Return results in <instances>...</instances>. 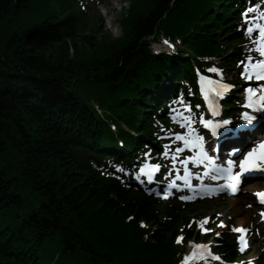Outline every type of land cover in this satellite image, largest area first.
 I'll return each instance as SVG.
<instances>
[{
    "label": "trees",
    "instance_id": "16d2710c",
    "mask_svg": "<svg viewBox=\"0 0 264 264\" xmlns=\"http://www.w3.org/2000/svg\"><path fill=\"white\" fill-rule=\"evenodd\" d=\"M228 1L129 0L114 39L97 36L102 26L84 30L76 0H0V264L173 261L172 232L185 219L100 173L93 157L133 154L142 140L131 130L151 138L153 116L164 120L162 92L191 73L196 57L219 54V33L233 34ZM161 32L183 38L186 52L152 55L147 38ZM13 162L25 177L9 176ZM52 234L61 239L55 254L66 246L68 259L54 263L51 248L48 259ZM66 235L94 243L72 249L77 241Z\"/></svg>",
    "mask_w": 264,
    "mask_h": 264
},
{
    "label": "snow or ice",
    "instance_id": "6c2138e0",
    "mask_svg": "<svg viewBox=\"0 0 264 264\" xmlns=\"http://www.w3.org/2000/svg\"><path fill=\"white\" fill-rule=\"evenodd\" d=\"M249 11H251V9H249ZM245 18L247 19V16L245 14ZM258 28L259 29V38L256 41V43L258 44L257 47V51L259 52L260 56H264V24H254V25H250L247 27V32L248 33H252L253 32V28ZM165 43H168V41H165ZM248 60L251 61L252 57H248ZM253 69V71L256 74V78L260 79L262 77H264V60H259L257 61L254 65H250ZM211 71L216 72L218 71L217 69L213 68L211 69ZM248 72V67H245V73ZM203 79V78H202ZM229 86L227 84H221L220 88L221 89H227ZM249 92H252V89H248ZM217 96L222 95L221 92H217L216 93ZM209 107L213 109V114H216V109L213 107L212 103L209 102ZM245 119L251 123L253 117L248 116L247 113H245ZM203 123H205L206 126H210L211 125V121H204ZM225 124L228 123V121H224ZM188 127L190 128V132L184 136L180 135V134H176V138L178 140H184L185 143V147L188 146H195L196 143H198L200 141V137L196 138V142H193L192 140H190L188 137H190L192 134H194L195 129H191V122H189ZM179 151V149H178ZM256 161H264V142H261L259 145H257V147L252 148V150L250 152H248L245 156L244 159L242 161H240L239 164V169L240 171L233 174L231 179L235 182V181H239L241 179V176L244 172L246 171H252L255 170L256 168H258V164H256ZM233 165V161L229 160L228 161V169L227 171H231V166ZM151 168L152 170H158L159 169V165L156 164H152V165H144L143 167H141L140 171L141 173H144L148 176V179L151 180L152 175L151 172L145 173V168ZM139 178V177H137ZM214 179L216 177H213ZM230 187L233 190H238L237 188V184L236 183H232L230 185ZM202 191H206V192H212V191H218V188H213L212 186H201ZM256 195L261 199V202L264 203V192H258L256 193ZM192 197H188V196H183L181 197V199L183 200H188L191 199ZM262 218H264V213L261 214ZM207 221V218H205V222ZM221 226H223V221H221ZM235 231L241 233V235H239L237 237V240L239 241L240 244V251L243 252L245 250L246 247H248V241L245 239V233L249 232V229H246L244 227H239V228H235ZM217 235H220V233H217ZM180 239H182L181 237H178L177 240L179 241ZM196 248H200V249H205L207 248V245H196ZM208 255L210 256L211 253H208ZM193 258L196 259H202V256L197 255V253L193 252L192 254ZM216 260H219L220 257L216 256L213 257ZM189 259L188 256L185 257V261L182 262V264H186L187 260Z\"/></svg>",
    "mask_w": 264,
    "mask_h": 264
},
{
    "label": "rangeland",
    "instance_id": "374dc122",
    "mask_svg": "<svg viewBox=\"0 0 264 264\" xmlns=\"http://www.w3.org/2000/svg\"><path fill=\"white\" fill-rule=\"evenodd\" d=\"M99 1L100 0H90V4L88 6L94 8V10H97L102 19H104L103 23L105 29L107 30L106 33L110 31L113 37L120 35L121 31L119 30L118 20L123 12L120 11V7L122 9L126 8L128 0H112L104 4L99 3ZM256 187H264V184H258L254 187H247L245 190H253ZM249 199L250 197L248 194L242 193L235 199L227 200L225 203L219 204V207L216 209L220 212H223L225 219H230L235 225L241 224L243 226H247L251 223V221H254L252 212L246 206L249 203ZM198 211L206 213L208 212V209L200 208ZM255 249H257V252H262L264 254V249H259L258 247Z\"/></svg>",
    "mask_w": 264,
    "mask_h": 264
},
{
    "label": "bare ground",
    "instance_id": "6f19581e",
    "mask_svg": "<svg viewBox=\"0 0 264 264\" xmlns=\"http://www.w3.org/2000/svg\"><path fill=\"white\" fill-rule=\"evenodd\" d=\"M229 1H231V0H229ZM227 2L226 4H224L223 5V7L224 8H228V6H229V3H232V2H235V1H237V0H234V1H232V2ZM236 6V3H234L233 4V7H235ZM230 12V9L228 8V12L227 13H229ZM28 13H31L30 11H28ZM33 13V12H32ZM178 41L179 42H183V38H180V39H178ZM167 52H169V50H166ZM2 52V51H1ZM70 86L67 88L68 90H73L74 89V86H72L70 83H68ZM81 92H84V91H81ZM83 96H84V94H83ZM74 97V96H73ZM74 98H76V97H74ZM88 98V97H87ZM163 105H161V107L160 108H163L162 107ZM98 114H100V116H102V114L100 113V112H97ZM107 114H109V113H107ZM222 115H220V117H221ZM154 122H152V125H151V127H153V124ZM38 126H40L39 124H38ZM120 145H123L124 143H123V141L122 142H120L119 143ZM142 145H143V141H138V142H136L134 145H133V152L136 154L140 149H141V147H142ZM228 150V152H230V150L229 149H227ZM8 157L12 160L13 158H14V154H10V155H8ZM108 157H110V158H113V159H116V160H123L124 158H125V156H124V153H120L119 151H117V150H115V154L114 155H112V154H108ZM114 164L113 163H111V162H109V163H107V164H103L102 163V165H100L101 166V168H103V169H105L106 168V166H113ZM12 167V171H10V177L12 178L13 176H20V177H22L21 175H23V177H25V174H24V171H23V169H19V168H23V166L22 165H16V163H12V165H11ZM19 167V168H18ZM139 172V171H138ZM10 177L8 178V180L10 179ZM9 184H10V190H12V188H14V187H16V185L15 184H13V183H11L10 181H9ZM0 209H1V207H0ZM3 215L5 216V214H4V212L2 211H0V220H3V221H6L5 220V218L3 217ZM16 215H20V212L18 211L17 213H16ZM165 222V221H164ZM167 222H169V220H167ZM3 222H0V224H2ZM168 229L170 230V232L172 231V229L170 228V227H168ZM196 233H198V231L196 230V232H195V230L194 229H192V228H185L184 229V235H181L180 237L182 238V239H180L179 240V243L180 244H182V245H184L185 243H186V240H187V238L188 237H191V236H193V235H195ZM199 234V233H198ZM32 235V234H31ZM33 236V235H32ZM32 236H30V238L32 239V240H36L35 238H33ZM53 236V237H52ZM52 236L49 238V239H46V240H51V243L48 245L49 246V249L51 248L52 249V254L53 255H56L55 254V252L57 251L55 248H53L54 246H51V244H53V245H56V244H59L60 242H61V239H59V237H57V235L56 234H52ZM38 237V239L37 240H39L40 242H43V241H41L39 238L41 237V236H37ZM62 238H63V240L64 241H68L70 244H73V242L74 241H77V240H72L71 238H70V236L69 235H66V236H61ZM46 240H45V243H46ZM78 242V243H77ZM76 243H74V246H72L71 245V247H72V249H75V248H77L78 246H82V245H86L88 248H91L92 247V244L94 243V241L93 240H91V239H83L82 241H77ZM51 249L49 250V253H47L48 254V259L49 260H52L51 259V255H50V253H51ZM97 249V248H96ZM182 250L184 251V248L182 247ZM36 252H34L33 254H35L34 255V257L37 259L38 257H40V256H42V250H41V248L39 247V249H37V247H36V250H35ZM61 251L63 252V256L61 255V253H58V255H56V260H54V263H56V261H58V262H61V261H63V260H66V259H68V258H64V257H67L66 256V254L68 253L69 254V252H70V250H68V248L66 247V246H64L63 248H61ZM225 252H228L229 254H232V252L230 251V250H226V251H223V253H225ZM33 254H31V255H33ZM60 254V255H59ZM70 259H72L71 261H73V262H78L79 261V259H73V258H70ZM193 260V259H192ZM45 264H48V263H45ZM51 264H53V263H51Z\"/></svg>",
    "mask_w": 264,
    "mask_h": 264
}]
</instances>
